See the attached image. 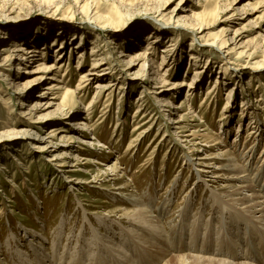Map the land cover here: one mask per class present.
<instances>
[{
	"label": "rangeland",
	"instance_id": "374dc122",
	"mask_svg": "<svg viewBox=\"0 0 264 264\" xmlns=\"http://www.w3.org/2000/svg\"><path fill=\"white\" fill-rule=\"evenodd\" d=\"M181 1L0 0V64L5 62L4 46L17 43L27 48H47L48 64L56 61L63 48L62 69L54 77L63 80L65 87L72 91L76 90L81 73L92 68L94 42L99 39L101 44H109L108 40L115 43L103 48L102 57L111 56V59L105 68L95 70V75L90 76L87 89L73 103H67L65 110L54 106L43 112L48 116L40 126H26L24 122L30 116L24 114L34 113L33 102L47 101L38 95L52 80L42 81L23 97L14 95L11 82L27 81L29 75L22 71L31 70L37 63L35 60L29 65L23 61L20 66L15 62L10 67L11 73L0 76V264H42V253L47 258L45 264H113L114 259L117 264H139L140 261L148 264L153 258L163 256L159 248H169L172 255L159 258L156 264H166L170 259L171 264H219L198 259L181 262L172 257L193 254L230 261L233 252L241 259L231 260L233 263L258 264L245 258L249 247L255 256L263 258L264 226L253 219L255 222L249 220L235 227L232 221L235 207L231 197H227V190L222 189L225 183L200 171L204 168L199 165L198 157L206 153L212 156L219 150L206 148L209 144L205 143L194 153V148L189 149L192 144L183 142L182 135L170 122L171 117L185 115L194 119L196 116L207 134L218 135L223 148L249 164L255 156L253 167L257 164L264 168V159H261L264 153V0H222L218 4L215 0ZM84 4L85 10L90 8V12L98 13L101 21H111V32L96 33L92 15L81 9ZM193 9L202 18L200 24L188 19ZM177 20L183 26L174 28L180 24ZM169 22L172 23L168 25ZM190 22L192 25L202 22L205 27L202 38H195ZM155 35L160 39L153 47L151 59L160 62L164 50L171 49L161 73L169 75L168 92L176 105L185 104L184 109H164L163 101L170 96L158 97L154 93L157 84L144 80L154 77L151 59L143 68L140 63L130 69L128 59L120 58L121 52L128 54L142 49L148 37ZM193 40L198 46L194 52ZM215 40H227L229 49L237 41V50L212 47ZM81 51L85 61L80 67ZM236 51L244 55L239 57ZM193 53L198 60L192 61ZM250 54L253 55L249 57ZM258 63L263 69L256 71ZM225 64L229 72L221 75ZM17 67L22 69L19 76ZM217 78L220 86H216ZM96 85L108 87L95 95ZM231 88L234 89L231 107L224 115ZM252 119L260 125L253 141L248 140L253 131L249 126ZM51 128L59 129L55 138L48 136ZM50 141L54 148L44 149L50 147ZM92 144L102 150L96 153ZM60 160L67 161L69 167H58ZM186 160L193 167L190 163L186 167ZM77 163L76 168L71 167ZM112 165L120 168L122 181L128 184L124 195L115 190L118 182H104L105 173ZM135 198L140 204L134 203ZM138 205L160 221L158 227L123 220L126 210ZM194 227L199 230L198 238L202 237L198 246L202 248L200 253H190L193 249H187L191 242H198ZM182 239L185 251L181 247ZM114 244L119 252L113 251L117 248ZM218 245L223 247L222 252L230 253L214 254L219 253ZM205 251L210 252L204 254ZM39 252L42 256L37 255Z\"/></svg>",
	"mask_w": 264,
	"mask_h": 264
},
{
	"label": "bare ground",
	"instance_id": "6f19581e",
	"mask_svg": "<svg viewBox=\"0 0 264 264\" xmlns=\"http://www.w3.org/2000/svg\"><path fill=\"white\" fill-rule=\"evenodd\" d=\"M75 1L77 2L78 0H75ZM215 1L218 4L222 0H215ZM199 3H201V2H197V4H199ZM86 7H87L86 4H84L81 9H82L83 12H87L88 15H89V12L91 11V9L88 8L87 10H85ZM190 13H191V15H190L191 17L188 18V19H191V20L192 19H195V20L199 21V24H200V21L202 20L201 16L198 13H196L194 9L191 10ZM90 15H92L90 17V19L92 21V24L94 25L93 28L95 29L96 33H100V34L105 33L106 34V33L111 32L110 31V28H112L111 27L112 26L111 25L112 23H111L110 20H108V19H105L104 20L103 19V21H101L100 18H99L98 13H96L94 11L90 12ZM160 15L162 16V14H160ZM227 19H229V18H227ZM176 22L177 23H180V24H175L174 25V28H179L180 26H183L181 24V21H178L177 20ZM191 22H190L189 27H190V29H192V31H194L192 33L194 34V36H195L196 39H200L199 36H201V34L205 33L204 30H203L205 28V27L203 28L204 25H202V22H201V25H196V24L192 25L193 22H192V24H191ZM171 23L169 22L168 25H170ZM195 25L198 26L199 28H195ZM185 26H186V24H185ZM202 37L203 36H201V38ZM159 39H160V36L159 35H155L153 38H151V36H149L147 43L143 46L142 49L137 50V51L132 52V53H128V54L126 52H121L120 58L128 59L127 66L130 69L133 68V67L139 66L140 63H142L141 67L143 68L145 66V63L149 62V60L151 59V56H152L151 54L153 52L152 51L153 50V47H154V45L156 43H158V40ZM98 40H96L94 42L95 43L94 44L95 46H93L92 49H91V56H92V60H93L92 68L88 72L86 71V72L81 73V78L79 80L78 85L76 86L77 88H76V90H73V91L70 90V89H68V87H65L63 80L54 77L55 73L57 74V71H60L62 69V65H63L64 59H65V57L64 58L62 57V53L64 52V51H62L63 48H61V50H59V54L57 55L56 61L53 62V63H51V64L46 63V60H45L46 59V56L45 55L47 53V50H49L47 48L42 49V50L39 49V48H37V47H30V48L28 47L27 48L26 47L27 45H25V44L16 45L17 43L15 45H12V46H4L2 48V51L6 54L3 57V60L5 62H3V63L0 64V73H1L0 76H2V77H6L5 74L6 73L8 74V72L11 73L12 69L10 67L13 68V66L15 65V62H18V66H20L21 62L23 63V61L24 62L25 61H28L27 65H29L30 63H32L33 60H35L37 62L36 64H34L32 66V69L31 70L22 71L25 75H29V77H27V81H23L22 84L21 83H16L15 84L14 81L11 82V87L13 86L14 87V90H15L14 91V95L17 94V95H21V96L24 97L25 95H27L28 93H30L31 90L34 87H36L39 84H41L42 81L43 82H46V81L52 80V82L50 84L46 85L44 87V90L42 92H40V94L38 95V97H40V98L43 97V96L46 97V100L47 101L46 102H43V104L40 103V102H33L32 109L34 108V110L32 111V113L33 112L34 113L33 114H31V113L30 114L29 113L24 114V115H26L28 117L30 116L29 119H27V121L24 122L26 124V126L31 127V126H36V125L37 126L43 125L45 123L44 122L45 121V118L48 115L42 114V113L45 112V111H48L49 109L53 108L54 106L55 107H58L59 109H61L63 107L64 108L63 110H65V108L68 106L67 103H73L75 101L76 97H78L77 95L83 93L84 90L87 89V87H86L87 81L90 80L89 79L90 76L95 75V72H96L95 70H98V69H101V68L102 69L105 68V65L107 64L106 62H107V60H110L111 59V56L108 57V58L107 57H102L103 55H101V54L105 53L102 50H103L104 47H107V45L110 44L109 46L111 47V45H113L115 43L113 41L108 40L109 41V44H101V43H99ZM216 40H218V39H216ZM216 40L213 42V44H211L212 47H215V45H219L220 48L227 49L230 52L233 51V50H237V47H238L237 41L234 43L235 44L234 47L231 48V49H229V47L227 46L228 45L227 40H220L221 42L220 41H216ZM62 45H64V44L62 43ZM61 47H63V46H61ZM197 47L198 46H196V40H193V42L191 43L192 51L194 52L195 51V48L197 49ZM56 50H58V47L56 48ZM170 53H171V49H169V48L168 49H165L164 52H163V54H162V56H161V59H160L161 61L160 62H156L155 59H151L153 61L152 67L155 70L153 72L154 77H153V79L147 78V79H144V80H149L150 82L157 84V86L155 87V92L154 93L158 97H161L163 95H169L170 96V97H168L167 99H165L163 101L164 103L162 104V107H164V109L165 108H166V110H167V108L169 110L184 109V107H185L184 105L185 104L176 105L174 103V101L172 100V98H171V95L172 94L170 92H168L169 89L167 88V85L169 83L167 81V76L169 77V75L164 74V76H163V74L161 73V71L163 70V68L165 66V63H166V61L168 59V54H170ZM109 54H110V52H109ZM236 54H238L239 57H240V56H243L244 55V52H238V51H236ZM42 55H43V58L39 59V57H41ZM78 55H79L78 64L81 67L82 66V63L85 61V55L83 54L82 51L79 52ZM104 55H107V54H104ZM251 55H253V54H250L249 57ZM37 59H39V61H37ZM191 59H192V61L193 60H198V58L196 59V55L194 53L192 54ZM8 63H10V65H8ZM112 63L113 62H110V64H112ZM258 64H259V66H258V68H256V71H258L261 68L263 69V65H260V63H258ZM7 66H9V68H7ZM210 66L211 65H209V67ZM77 67H79V66H77ZM19 68H20V70H19ZM221 68L222 69H221V72L219 74L223 75V74H227V72H229V67L226 64L223 65ZM17 69H18V76H19V74L22 73L21 72L22 69H21V67H17ZM19 71H20V73H19ZM197 76H198V73H196V77ZM102 79H100V81H102ZM97 84H100V83H97ZM142 84H145V83L142 82ZM219 84L221 85V81L219 80V78H217L216 86L219 85ZM106 87H108V86L96 85L97 92L95 93V95L96 94L97 95H100L103 92V90L106 89ZM212 88H213V86H212ZM213 91L215 92L216 90H214V88H213L212 89V92ZM212 92L209 93L210 96H211V93ZM233 93H234V89L231 88L229 90L228 95H227L226 104H225L224 109H223L224 110V112H223L224 115H227V113H228V111H229V109L231 107L230 104H231V97H232ZM187 95L189 96V94H187ZM141 99L142 98H140V100ZM58 100H60L59 104L57 103ZM24 106H26V104ZM143 115H145V114H143ZM184 116H180L178 118L177 117L176 118L175 117H171V122L170 123L171 124H174L175 125V129L182 135V137L184 139V140H182L183 142H186L187 144H190V145L192 144L191 146H193V147H189V149H193L194 148L195 149L194 150V153H195V151L201 150V146L202 145H205V143H208L209 145L205 146L206 148L208 147L210 149H217V150H219V153H217L215 155H212L211 156L208 153H206V154H204V156L198 157V161H201V164H199V165L204 168V169H200V171H201V173L203 175L212 174L214 178H216L217 180L222 181V182L225 183V186L222 189L227 190L226 191L228 193V196L227 197H231L230 198L231 199L230 201L233 203L232 204L233 207H235L234 208L235 209V211H234L235 216H234V219L232 220L235 223V227H238L243 222L246 223L249 220H251L249 222H255V221L258 220V222L264 226V192H263V187H264V170L263 169L264 168L262 167L263 169H261L260 166L257 167V164H256V167L257 168L256 167L255 168L253 167V166H255V163L254 162L256 161L255 160V156L254 157L252 156L253 157L252 160H254L253 163L251 162L249 164L248 163L249 161H247L245 158H244L245 161H242V160H240L241 158L240 159L237 158V156L235 154H233L230 150L225 149V147L223 148V142L220 140V138L218 137V135L217 134H214V135L210 136L209 134H207V132H206L207 129H203L202 128L203 125H201L200 123H198V120L195 119L196 116H194L195 117L194 119L189 118V116H188V118L187 117H184ZM254 119H252L250 121V124H249L250 129L253 130V131H251V134L252 135L250 136V138H248V140H251V141H253L254 136L257 133H259V131H260V129H259L260 128V125L258 126L257 123H256V121H254ZM190 125H193V127H192L191 130H189V128H188ZM135 128L136 129L134 131L137 130V127H135ZM143 128H144V126H143ZM58 130L59 129H57V128H51L50 129V132H49V135H48L49 138H55L57 136V131ZM134 143L136 144L137 141H135ZM84 144L85 145H88V147H90V144H86V143H84ZM135 144H133V145L131 144V145L134 146ZM49 145H50V147L48 146L49 148L48 147L47 148L44 147V149L48 150L51 147L54 148V146H55L54 143H53V141H50L49 142ZM91 146L93 147L94 145L92 144ZM94 147L96 148V150H95L96 153H99L100 150H102L101 148L97 149L98 147H96V146H94ZM98 155H100V154H98ZM65 157H66V155H65ZM261 157H262L261 159H264V153L261 154ZM63 158L64 157H62L60 159H63ZM190 158H192V156ZM185 159H186V157H185ZM60 161H62V162H61L60 166H58V167H61V168L69 167L66 164V163H68L67 161H65V160L64 161L63 160H60ZM186 161H187V162H185L186 167L188 166V163H190L192 165V167H193V164H192L191 161H189V160H186ZM76 165H78V163L77 164H72L71 167L76 168ZM215 165H216V167H215ZM121 173L122 172H121V170H120V168L118 166L112 165L111 168L109 170H107L106 173H105L104 182L110 183V184L111 183L113 184V183L118 182L119 185L117 187H115V190H117V191L119 190L120 191L119 192L120 193L119 195H124V191L127 189V185L128 184H126V183H124L122 181L124 179V177H123V174L121 176ZM206 176H208V175H206ZM198 177L199 178H202V175L201 176L198 175ZM97 180L100 181V178H97ZM214 183L217 184L218 182L217 181H214ZM133 200H134V203L136 202L137 204L140 201V200L138 201V199H136V198L133 199ZM227 205L229 206L230 204H227ZM138 206L139 207H137V208H133V209L126 210V212L122 216L123 220H125V222L128 221L130 223L132 222V220H135V221H137L139 223V225L140 224H144V225L150 226V227H152V226L158 227V223L160 221L150 211H148L147 209L141 208L140 205H138ZM238 207H240L241 209H238ZM237 210L238 211H241V212H237ZM95 214H98V213L97 212H94V215ZM183 215H185L184 212H183ZM240 215H241V217H240ZM253 219H256V220L254 221ZM128 222H126V223H128ZM194 228H195V230L193 232L196 235V240L199 243L196 242V241H193V243L191 242L189 244V246L187 245V249L188 248L193 249V250L190 251V253H192V252L200 253V251H201L202 248H200L201 246L200 247H198V246L201 243V238L202 237L200 239L198 238V235H199L198 231L199 230L197 229V227H194ZM211 228H213V227H211ZM130 231H132L134 233H137L135 230H130ZM111 236H112V238L115 237L112 233H111ZM138 236H140V234ZM193 237H194V235H193ZM109 238H110V236H109ZM141 240H139V241H141ZM203 240H205V239H203ZM183 241L184 240L182 239L181 240V243H183ZM117 243H119V242H117ZM208 245H209V243H208ZM115 246L117 247V245L114 244V247ZM182 246H183L182 250L185 251L186 244L183 243L181 245V247ZM229 246L230 245H228V248L226 247L228 250H230ZM122 247H123V244H122ZM218 248H219L218 249L219 250V253H215L214 252V254L222 255V253H223L224 255H228V253H230L229 251L222 252V250H223V249H221V248H223L222 246H219ZM89 249H90V246H89ZM157 249H158V247H157ZM159 249H160L159 250V253L161 255H163V256H160V257H157V258H153L152 261L148 262V264H156L157 263V260L159 258H162V257H166V258H167V256H170L171 257V255H172L171 252L172 251H170L169 248H166V249L165 248H159ZM216 250H217V248H216ZM113 251L119 252V248L118 247L116 249L113 248ZM208 252H210V251H205L203 253L205 254V253H208ZM42 254H43L44 257L43 258L41 257V261H42V264H45V261H46L47 258H45V254L44 253H42ZM42 254L40 252L37 253V255H41V256H42ZM255 255H257V254L252 250L251 247H249L247 249L246 253H245V256H247L245 258H247L249 260H252L254 262H257L258 264H264V253H261V256H263L262 259H259ZM19 256L21 257V255H19ZM172 258H174L177 261L180 260L181 262H186L187 259H193L194 261L198 259L199 261L200 260L201 261L202 260H205V261H208L210 263L211 262H213V263L214 262H216V263L218 262L219 264H236V263H233L234 260H241L239 254L237 252H233V253L230 254V256H229V260L230 261H227V260L226 261L225 260H221V261L220 260H213V259H210V258H207V257H206L207 259H205V257L195 256L193 254L177 255V256H173ZM249 260H247V261H249ZM116 261H117V259H116ZM172 262H171V259H170V261L166 262V264H171ZM111 263L117 264V263H115V259L113 260V262L111 261ZM146 263H147V261L146 262L145 261L144 262H141L140 261L139 264H146ZM96 264H99V263H96ZM118 264H121V263H118ZM240 264H244V263H240Z\"/></svg>",
	"mask_w": 264,
	"mask_h": 264
}]
</instances>
